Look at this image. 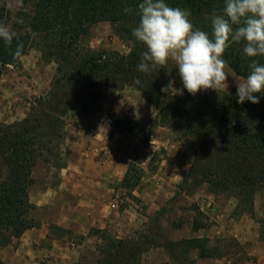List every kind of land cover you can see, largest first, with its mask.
I'll return each mask as SVG.
<instances>
[{
	"label": "trees",
	"instance_id": "16d2710c",
	"mask_svg": "<svg viewBox=\"0 0 264 264\" xmlns=\"http://www.w3.org/2000/svg\"><path fill=\"white\" fill-rule=\"evenodd\" d=\"M24 1H31L32 8L19 12L15 29H12L18 39H14L11 47L0 40V65H17L35 45L41 58L56 67L49 90L38 97L25 118L13 123L0 122V247L8 246L27 229L39 225L34 217L37 208L29 198L35 182L34 169L40 161L56 167L62 165L60 144L65 136L67 114L93 110L106 88L138 89L143 99L157 110L151 126L157 121L176 126L186 132L187 140L199 146L200 156L194 158L190 171L197 174L201 166L208 163L203 174L210 191L213 192L214 185L230 184V192L238 200L237 212L251 211L255 190L264 181V169H260L264 168V119L256 120L249 115L247 107L238 104L231 93L226 95L228 109L222 108L225 102L213 103L220 116L216 119L217 114L207 112L204 103L200 102L202 111L196 109L195 98L183 85L182 94L177 98L160 91L167 76L166 66H157L148 73L140 72L137 66L146 47L135 39L132 30L139 21L138 5L142 0ZM194 1L198 0H166V3L194 12L197 8ZM126 8L131 11L125 13ZM21 19L23 23H18ZM98 22H109L128 42L129 51L94 49L84 44L91 27ZM18 43L23 44V52L14 58L12 53ZM230 66L237 74H245L231 62ZM136 79L142 86L133 83ZM207 117L213 119L215 125H206L210 121ZM109 122L119 128L127 123L114 115H109ZM218 129L221 131L217 132ZM218 151L222 154H217ZM141 172L129 163L121 187L133 191L141 181ZM193 228L200 227L195 223ZM57 230L62 232L52 226L53 232ZM91 233L100 239L94 264H139L142 253L158 245L161 238L159 231L146 232L142 242L131 237L117 238L107 229L93 228ZM208 243L206 238H191L178 244L185 252L197 249L202 258L223 256L219 249L208 247ZM161 244L173 258V244ZM0 264L6 263L0 260Z\"/></svg>",
	"mask_w": 264,
	"mask_h": 264
},
{
	"label": "rangeland",
	"instance_id": "374dc122",
	"mask_svg": "<svg viewBox=\"0 0 264 264\" xmlns=\"http://www.w3.org/2000/svg\"><path fill=\"white\" fill-rule=\"evenodd\" d=\"M10 2L11 0H0V23L11 25V28L15 29L14 22L17 20L21 9L31 10L32 6L31 1L23 0L22 8L13 9L8 6ZM194 2L197 6L196 10L193 12L188 9L191 12L190 19L194 27L211 33L209 18L214 12L222 11L224 0H198ZM83 42L94 49H112L121 53L129 51L128 42L116 33L109 22L94 24L90 29L89 36ZM243 47V42L232 43L224 53L223 58L229 66L227 91L221 89L216 92L209 89L193 95L198 111H202L200 106V102H202L207 112L213 115L216 113V119H219V112L213 103L217 105L225 102L227 100L226 95L229 93L236 96L237 81L250 74L249 66L253 59L264 64V56L249 58L244 54ZM25 59L19 65L11 68L0 65V104L3 106L9 100L11 104L13 103L9 107L10 111L16 105L14 103H18L20 100L13 101L11 95L5 92L8 88L6 84L9 82V73L12 77L21 73V76L27 77L24 81L28 80L24 83L25 88H23L20 96L22 99L18 111L20 114H11L1 108L0 121L9 119L10 116L11 118L22 116L25 118L38 97L44 95L50 88V85L49 87H42L39 78L41 75H45L46 81H48L51 72L53 70L55 72V64L45 62L35 45L27 51ZM230 62L245 74H237L236 70L230 66ZM166 67L167 76L163 81V86L167 85L169 79H174L173 87L181 90L182 84L175 63L169 61ZM168 95L177 98L180 94L169 93ZM254 95L259 97V103L253 104L246 100L243 105L247 107L249 115L252 114L256 120L264 119V94L256 93ZM120 98H125L124 101L127 103H121ZM235 100L237 102V96ZM227 104L229 103L225 102L222 107L223 110L230 107V104ZM142 112L144 114L145 111L141 110L139 102L129 92L123 94L117 89L106 88L103 97L93 110L71 111L65 118L63 128L65 136L60 144L61 152L64 140L74 126L88 130L90 127L95 129L96 121L104 117L109 122V115L127 121L124 128L114 127V131L117 130L121 134L118 138L126 154L122 158V166L124 167L129 163L136 165L142 170L141 181L134 192L125 189L118 190L115 198L119 206L115 209V213L109 216L114 221L108 228L109 233L125 238L131 237L133 240L140 239L142 242L146 232L159 231L161 238H158V245H162L163 242L173 244L174 256H172L173 258L169 256L171 264H192V262L193 264H214L210 263L208 259L195 258L194 253L183 251V246L178 244L193 235L192 226L196 223L200 227L197 231L199 235L206 239L209 236L208 247L219 249L223 254V257L213 258L214 260L223 261L224 264H246L250 261L255 262L258 256L264 258V181L255 190L251 211L240 214L237 212L239 210L237 209L238 200L230 192V184L226 187L214 185L212 187L213 192L210 191L206 176L203 174V170L209 165L208 163L207 166H201L197 174L190 171L194 158L197 155L200 156V148L197 144L187 140L186 132L176 126H166L158 121L151 126L157 115V110L153 106L150 119L148 120L146 114L143 116L146 123L133 120L137 115L141 117ZM208 119L210 121H207L206 125H215L213 119L210 117ZM220 131L221 129H218L217 132ZM181 153L188 155L186 157ZM217 154H222V152L218 151ZM62 157L63 155H61V159ZM46 166L48 164L41 161L36 165L35 170L38 179L45 172L43 168ZM206 174L209 175L208 172ZM258 176L260 175L258 174ZM142 184L150 187L144 196L140 195V191L138 193ZM40 216L41 213L37 210L34 214L36 221H39ZM217 226H225L230 232H223L220 235L213 234ZM124 227L127 230H124ZM126 231L128 232L125 236ZM147 252V250L144 251L145 255L142 256L141 264H163L168 259L160 247H153V250L149 251V256L146 255ZM98 255V248L94 251L86 249L81 253L77 263L94 264Z\"/></svg>",
	"mask_w": 264,
	"mask_h": 264
},
{
	"label": "crops",
	"instance_id": "0c3cea01",
	"mask_svg": "<svg viewBox=\"0 0 264 264\" xmlns=\"http://www.w3.org/2000/svg\"><path fill=\"white\" fill-rule=\"evenodd\" d=\"M25 55L20 58L17 65L26 60ZM13 66L16 65L3 67L11 68ZM51 74L48 81H46L45 75L40 76L39 80L42 87H49L54 70ZM9 75V82L6 84L8 88L5 92L11 95L13 101L20 100V102L14 103L16 105L12 111L9 110V107L13 103L11 104L9 100L3 106L0 104V109L4 108L11 114L19 115L18 111L22 102L20 96L23 88H25L23 85L28 80L24 81L27 77L21 76V73L17 74L16 77H12L10 73ZM117 91H121L123 94L129 92L139 102L140 108L145 111L144 114H146L148 120L150 119L152 106L144 101L136 89L125 87ZM124 99L120 98L119 101L126 104L127 101H124ZM14 110L15 112H13ZM144 114L141 117L137 115L133 120L146 123L143 118ZM9 119L0 122L13 123L23 119V116ZM90 129L91 127L88 130L74 126L69 131L62 146L63 157L60 167L48 164L43 168L45 172L40 179H38L34 169L35 182L30 188L29 198L31 203L36 206V211L39 210L41 213L38 221L39 225L27 229L8 246L0 247L1 261L6 264H73L78 262L84 250L94 251L97 249L100 239L91 231L93 228L109 230L111 222H114L109 217L115 213V209L111 208V204L117 201L115 195L118 194V190L123 189L120 183L126 173L128 164L122 166V158L126 154L118 138L121 134L117 130L114 131V127L110 125L106 118L101 117L99 121H96L94 133H91ZM181 154L186 157L188 155L187 153ZM140 187L138 193L140 191L141 196L147 194L146 191L150 189L149 185L145 184ZM52 226L62 229V232L59 230L53 232ZM192 229L193 235L188 237L189 239L203 237L197 232L199 229L194 230L193 226ZM124 230H127L126 227H124ZM223 232L230 231L225 226H217L213 234L220 235ZM115 235L117 238H125ZM207 239L210 242L209 236H207ZM153 247H160L164 255L168 257L163 264L171 262L169 250L163 245L150 247L146 255H150ZM198 252L197 249H194L190 253H194L195 258L208 259L210 263L224 264L223 261L214 260L213 257L202 258ZM144 255L145 253H142L139 264H141ZM246 264H264V258L258 256L255 262L250 261Z\"/></svg>",
	"mask_w": 264,
	"mask_h": 264
},
{
	"label": "clouds",
	"instance_id": "9594fccd",
	"mask_svg": "<svg viewBox=\"0 0 264 264\" xmlns=\"http://www.w3.org/2000/svg\"><path fill=\"white\" fill-rule=\"evenodd\" d=\"M8 6L22 8L23 0H11ZM138 13L132 35L146 47L138 70L148 73L172 61L183 89L191 95L209 89L227 91L229 66L223 56L230 44L243 42V52L249 58L264 56V0H224L222 11L209 18L211 33L194 27L190 10L170 6L166 0H142ZM17 22L23 23L22 19ZM14 39L18 36L11 25L0 23V40L10 48ZM22 52L23 44L18 43L12 54L18 58ZM249 67L250 74L237 81V103L247 100L257 104L259 97L254 94H264V64L253 59ZM133 83L141 85L139 79ZM174 84L175 80L169 79L160 91L182 94Z\"/></svg>",
	"mask_w": 264,
	"mask_h": 264
},
{
	"label": "built area",
	"instance_id": "2783aa9c",
	"mask_svg": "<svg viewBox=\"0 0 264 264\" xmlns=\"http://www.w3.org/2000/svg\"><path fill=\"white\" fill-rule=\"evenodd\" d=\"M90 132H91V133H94V132H95V129H94L93 127H91ZM118 206H119V205H118V201H114V202L111 204V208H112V209H117Z\"/></svg>",
	"mask_w": 264,
	"mask_h": 264
}]
</instances>
